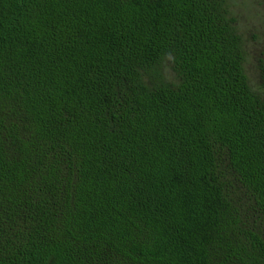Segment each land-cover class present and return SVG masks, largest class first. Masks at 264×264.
Wrapping results in <instances>:
<instances>
[{
	"label": "trees",
	"instance_id": "obj_1",
	"mask_svg": "<svg viewBox=\"0 0 264 264\" xmlns=\"http://www.w3.org/2000/svg\"><path fill=\"white\" fill-rule=\"evenodd\" d=\"M230 1L0 0V264H264Z\"/></svg>",
	"mask_w": 264,
	"mask_h": 264
},
{
	"label": "rangeland",
	"instance_id": "obj_2",
	"mask_svg": "<svg viewBox=\"0 0 264 264\" xmlns=\"http://www.w3.org/2000/svg\"><path fill=\"white\" fill-rule=\"evenodd\" d=\"M229 10L244 42L246 77L250 85L263 94L260 67H264V0H231Z\"/></svg>",
	"mask_w": 264,
	"mask_h": 264
}]
</instances>
